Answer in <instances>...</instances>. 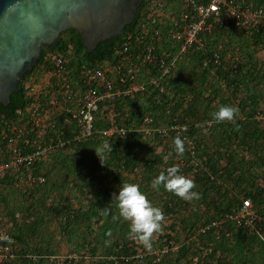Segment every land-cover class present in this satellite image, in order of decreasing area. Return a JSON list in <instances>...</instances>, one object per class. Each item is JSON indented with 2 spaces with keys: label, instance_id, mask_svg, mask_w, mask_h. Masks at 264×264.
<instances>
[{
  "label": "trees",
  "instance_id": "obj_1",
  "mask_svg": "<svg viewBox=\"0 0 264 264\" xmlns=\"http://www.w3.org/2000/svg\"><path fill=\"white\" fill-rule=\"evenodd\" d=\"M152 1L162 5L160 11L164 16H147L146 8ZM249 1L264 7V0ZM189 10L184 0H143L134 21L125 27L123 34L99 43L92 53L85 51L77 31L62 32L55 47H42L41 57L21 78L9 103L0 104V126L8 130L26 122V111L32 102L28 95L31 86L41 87V112L46 114L51 110L47 100L58 90L59 80L52 77L48 83L45 81L54 70L49 55L61 54L67 59L66 76L74 87L79 83L81 68H104L116 63L129 36L127 54H135L139 45L137 39L143 32L159 31L161 36L156 47L173 56L178 44L169 37L174 28L171 18H179ZM204 39L206 53L189 49L177 62L174 72L161 81L162 91L147 88L133 98H119L112 104L101 105V109L111 107L115 124L127 129L125 136L102 139L96 135L74 149L52 153L33 169L35 175L45 179L39 186L25 190L15 186L13 172L0 177L2 217L10 224L4 231L15 240L17 253L7 264L50 263L56 244L54 236L44 234V224L49 221L74 255L73 259L65 258L62 264H129L136 258L150 259L151 264L189 263L196 258V263L205 264L208 256V264H220L219 255L228 258L221 264H264V222L256 221L253 229L237 226L228 219L222 223L225 216L238 211L245 200L264 217V124L254 120L257 111L264 114V27L259 32H251L227 30L215 23ZM214 53L220 57L219 64L203 67L202 60ZM234 56L239 57L236 70L230 67ZM188 67L190 75L185 79L182 70ZM140 70L146 77V66H141ZM151 72L156 73L154 69ZM220 106L239 109L234 122L216 123L213 116L207 117L208 108L214 113ZM145 117L151 118L149 126L153 130L164 129L174 120L186 124L188 130L184 136L172 132L167 136L157 132L148 136L133 131L134 127L144 124ZM63 119L64 114L57 111V127L65 125ZM96 125L105 129L108 123L98 116ZM176 136L185 141L183 156L174 152ZM105 143L112 144V152H106L101 163L94 150ZM159 147L162 150L157 152ZM69 150V156L58 157V153ZM50 158L55 163L47 170ZM57 165L66 172L56 169ZM174 165L180 167V174L195 181L194 191L200 194L198 200L186 202L163 187L159 190L151 187L162 171ZM53 172L58 178L46 184L48 174ZM123 183L139 185L152 205L162 209L165 218L180 217L184 239L176 242L171 235H165V239L159 237L157 242L162 245L156 244L160 248L155 250L138 246L130 239L129 224L119 217L115 201H111ZM56 189L58 194H54ZM104 207L111 209L107 217L101 211ZM215 221L221 225L198 232ZM98 222L100 225L96 227ZM172 227L167 229L172 232ZM35 238H40L39 244L34 243ZM164 246L168 251L154 255ZM171 247L176 250H169ZM172 253H178L173 261L169 259ZM33 255L37 256L36 260Z\"/></svg>",
  "mask_w": 264,
  "mask_h": 264
},
{
  "label": "built area",
  "instance_id": "obj_2",
  "mask_svg": "<svg viewBox=\"0 0 264 264\" xmlns=\"http://www.w3.org/2000/svg\"><path fill=\"white\" fill-rule=\"evenodd\" d=\"M184 1L188 3L190 10L179 18H171L174 28L169 32V37L178 44L177 52L173 56L166 50L156 47L161 36L159 31L143 32V36H138L139 45L134 50L135 54L133 52L127 54L131 40L129 36L116 63L104 68L87 66L81 68L78 87H74L66 76L67 59L61 54L49 55L54 63V70L45 81L48 83L52 77L59 80L56 84L58 90L47 100L51 110L46 114L41 112L39 104L41 87H28V95L32 97V102L26 111V122L23 125L8 127V130L0 126V177L13 172L15 186H20L24 190L42 185L45 182L44 177L35 175L33 169L52 153L74 149L96 135L102 139L125 136L127 129L115 124V115L111 107L101 109V105L112 104L119 98H133L144 93L147 88L162 91L161 81L174 72L177 62L189 49L196 48L206 53L204 35L211 32L215 23L227 30L236 28L251 32H259L264 27V7L257 6L249 0ZM161 6L159 2L148 3L147 16H164L160 11ZM143 27L146 28L145 25ZM219 61V55L214 53L210 58H204L202 65L203 67L210 64L218 65ZM141 66H146V77L141 74ZM238 66L239 57L234 56L230 67L236 70ZM151 69L156 73H152ZM57 111L64 114V126L57 127L55 120ZM98 116L108 123L107 128L97 127ZM254 120L264 124V114L257 111ZM151 121V118L145 117L144 124L133 128V131L148 136L153 132L163 136L171 132L184 136L188 130L186 124H179L175 120L164 129L153 130L149 126ZM226 219L235 222L237 226L243 225L247 228H254L256 221L264 222V217L255 212L249 200L243 201L238 211L225 216L222 223ZM220 225L221 222H212L200 231L204 233ZM159 253H165V250H157L155 255ZM16 256L15 240L7 232L0 230V264H7ZM66 258L73 259L74 255Z\"/></svg>",
  "mask_w": 264,
  "mask_h": 264
},
{
  "label": "water",
  "instance_id": "obj_3",
  "mask_svg": "<svg viewBox=\"0 0 264 264\" xmlns=\"http://www.w3.org/2000/svg\"><path fill=\"white\" fill-rule=\"evenodd\" d=\"M143 0H0V104L67 30L80 34L87 53L121 36Z\"/></svg>",
  "mask_w": 264,
  "mask_h": 264
},
{
  "label": "clouds",
  "instance_id": "obj_4",
  "mask_svg": "<svg viewBox=\"0 0 264 264\" xmlns=\"http://www.w3.org/2000/svg\"><path fill=\"white\" fill-rule=\"evenodd\" d=\"M238 114L239 109L237 107L220 106L213 113V119L216 123L234 122ZM173 146L177 156L184 155L186 151L185 141L180 136L173 138ZM94 151L101 162L106 152L109 154L112 152V144L105 143ZM169 156H171V153H169ZM151 187L156 190L163 187L166 192L186 202L200 198V194L194 191L196 188L195 181L180 174L178 165L168 167L165 171H162L152 181ZM113 200L119 212V217L129 224V238L150 250L154 234H159L163 230L165 216L162 209L153 206L147 196L140 191L139 185L134 183L121 184L118 194L114 193L112 195L111 201ZM101 211L105 217L111 213V209L108 207L102 208Z\"/></svg>",
  "mask_w": 264,
  "mask_h": 264
},
{
  "label": "rangeland",
  "instance_id": "obj_5",
  "mask_svg": "<svg viewBox=\"0 0 264 264\" xmlns=\"http://www.w3.org/2000/svg\"><path fill=\"white\" fill-rule=\"evenodd\" d=\"M240 43H241V40L240 41H238V45H240ZM242 44H244L243 42H242ZM235 48H237V46H235L234 47V49ZM189 71H190V68L188 67L186 70H182V77L183 78H185V79H187V78H189ZM225 95H226V92H225ZM206 115H207V117H212L213 116V111L212 110H210V108H208L207 109V112H206ZM134 129H135V127H134ZM202 140H206V138H205V136L204 135H202ZM68 150V149H67ZM162 149H161V147H159L158 149H157V152H159V151H161ZM64 151V150H63ZM68 152H70V150L69 151H66V152H62V153H58V154H60V155H58V157H60L61 155H63V156H69L70 155V153H68ZM53 162H54V160H52L51 158L50 159H48V161H47V170H49L50 169V167H51V164L53 165ZM55 163V162H54ZM59 164V163H58ZM59 165H57V167H56V169L58 168V169H61V171L63 172V173H65L66 171V169H64V168H61V166L60 167H58ZM71 166H68V168H70ZM60 171V170H59ZM57 173V172H56ZM58 176L59 175H56V176H54V172L53 173H51V174H48V177H47V181H46V184H50V182H52V181H54L55 179H57L58 178ZM73 177H69V179H72ZM62 180L60 179V182H61ZM68 190H69V187H68V189L67 190H65L64 192L66 193V192H68ZM54 194H58V190L56 189V191H55V193ZM51 201V200H50ZM86 202V201H85ZM1 208H2V204L0 203V230H5V231H7L8 230V228H9V226H10V224L6 221V219H4L3 217H2V211H1ZM179 221H181L180 220V217H167V218H165V221H164V224H163V230H162V232H160L159 234H154V237H153V240H152V247H151V249L150 250H152V249H157V248H160V247H156L155 245L156 244H158L159 246H161L162 244H159L158 242H157V239L159 238V237H161V238H163L164 237V239H165V235H171V237L176 241V242H181L182 241V239H184V234L182 233V226L181 225H179ZM216 222V221H215ZM98 225H100V223L98 222L97 224H96V227L98 226ZM170 225H172L173 227V230H172V232H171V230L170 229H167ZM183 225V224H182ZM44 234H48V235H52V236H54L55 237V241H54V243L56 244L55 245V247H54V249H55V255H54V257L55 258H52L51 260H50V263L49 264H52V262L53 263H55V264H62L63 263V261L65 260V258H66V256H69V255H73L71 252H69V247L68 246H66V243L65 242H63L60 238H59V236H57V233H55V231H54V224L51 222V221H49V222H45V224H44ZM167 229V230H166ZM201 230V229H200ZM198 231L199 233H202L201 231ZM50 233H53V234H50ZM163 239V240H164ZM173 241V240H172ZM136 243H137V245L138 246H140V243L139 242H137L136 241ZM135 243V244H136ZM173 243V242H172ZM171 243V244H172ZM165 248H161L160 250H165V251H168L167 250V246H164ZM139 251L141 250V249H138ZM169 250H176V247H171V248H169ZM177 254L178 253H172L171 254V256L169 257V259L171 260V261H173L174 259H176V257H177ZM155 255V254H154ZM162 255V254H161ZM218 258H220L221 259V261H220V264L221 263H223V261H226V260H228V258H226L224 255H222V256H218ZM209 256L206 258V260H205V264H208V262H209ZM189 260V259H188ZM55 261V262H54ZM151 261H150V259H139V258H136V259H134V260H132V262H129V264H151L150 263ZM181 264H203L202 262H199V263H196V258H194L192 261L190 260V262L189 263H185L184 261H181ZM213 264H219L218 262H215V263H213Z\"/></svg>",
  "mask_w": 264,
  "mask_h": 264
},
{
  "label": "crops",
  "instance_id": "obj_6",
  "mask_svg": "<svg viewBox=\"0 0 264 264\" xmlns=\"http://www.w3.org/2000/svg\"><path fill=\"white\" fill-rule=\"evenodd\" d=\"M33 241H35L34 243H38L39 244L40 243V238H35V239H33ZM33 256H34V258L36 260L37 259V256L36 255H33ZM49 258L51 260L52 258H55V257H54V255L53 256L51 255V257H49Z\"/></svg>",
  "mask_w": 264,
  "mask_h": 264
}]
</instances>
